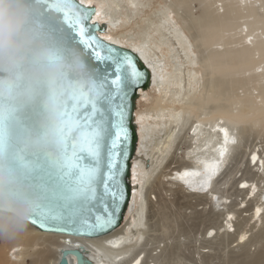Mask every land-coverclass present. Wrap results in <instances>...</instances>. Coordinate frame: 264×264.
<instances>
[{"label":"bare ground","instance_id":"obj_1","mask_svg":"<svg viewBox=\"0 0 264 264\" xmlns=\"http://www.w3.org/2000/svg\"><path fill=\"white\" fill-rule=\"evenodd\" d=\"M81 2L97 8L95 22L108 25L103 39L133 50L150 68L152 87L140 96L158 92L147 108L150 118L136 112L140 141L131 208L117 230L98 238L44 233L30 225L22 233L0 236V264H58L62 250L79 247L94 264H150L153 253L148 255L141 244L152 237L147 231L149 209L171 205L167 194L176 191L200 200L201 211L191 203L188 207L197 220L191 226L203 227L196 236L205 242L201 257L209 254L207 245L215 237L226 236L237 242L235 247L248 245L254 228L264 224V186L258 179H264V0H171L155 20L145 18L149 0ZM138 14L144 18L139 37H133L130 23ZM198 64L201 69L193 70ZM244 88L245 94L239 95ZM187 117L197 118L190 123ZM256 128L259 141L249 146ZM179 154L188 161L181 162ZM174 183H180L179 188ZM210 210L216 220L208 223L205 212ZM172 249V244L166 246L153 264L171 259ZM232 258L235 264H264V244L252 255ZM70 264H77L76 259L70 257Z\"/></svg>","mask_w":264,"mask_h":264},{"label":"water","instance_id":"obj_2","mask_svg":"<svg viewBox=\"0 0 264 264\" xmlns=\"http://www.w3.org/2000/svg\"><path fill=\"white\" fill-rule=\"evenodd\" d=\"M30 4L33 8V18L55 39L68 57L65 81L46 88L36 103L21 109L11 127L12 145L17 157V164L33 186L34 191L41 193L40 204L47 196L45 188L47 165L62 153L65 146L67 114L74 98L94 79V68L98 67L100 73H112L113 71L112 64L91 58L89 50L75 40L72 35L74 29L70 28L68 24L83 23L86 25L87 36L99 38L98 47L101 51L107 55L108 49L111 48L116 56H131L143 73V78L138 85L129 86L127 89L125 126L128 131V140L124 146L125 155L121 161L123 167L120 176L124 199L116 207L112 215V223L104 229L95 230L83 229L57 218L48 220L44 226H41L40 223H33V220L30 223V226L41 232L74 238L93 239L108 235L123 224L131 208L133 166L134 160L138 157L140 141L136 112L141 91L147 92L152 87L153 74L136 52L102 38L101 35L108 31V25L95 22L96 7L86 6L81 0H70V3L66 0H30ZM100 191L102 192V189ZM111 211V200L103 197L90 204L85 214L89 220H92L97 215H104ZM70 257L75 258L77 264H94L89 259L87 251L81 247L62 250L58 264H70Z\"/></svg>","mask_w":264,"mask_h":264},{"label":"snow or ice","instance_id":"obj_3","mask_svg":"<svg viewBox=\"0 0 264 264\" xmlns=\"http://www.w3.org/2000/svg\"><path fill=\"white\" fill-rule=\"evenodd\" d=\"M68 26L91 58L112 64L113 71L100 73L98 67L94 68V79L74 98L67 114L65 146L47 165V196L33 223L44 226L57 218L87 230L104 229L112 223V215L124 199L120 176L128 140L127 89L138 85L143 73L131 56H116L111 48L107 55L101 51L99 38L87 36L83 23ZM103 197L111 200L112 211L89 220L85 214L89 205Z\"/></svg>","mask_w":264,"mask_h":264},{"label":"clouds","instance_id":"obj_4","mask_svg":"<svg viewBox=\"0 0 264 264\" xmlns=\"http://www.w3.org/2000/svg\"><path fill=\"white\" fill-rule=\"evenodd\" d=\"M68 57L33 18L30 0H0V236L26 231L41 200L17 164L11 127L21 109L65 81Z\"/></svg>","mask_w":264,"mask_h":264},{"label":"rangeland","instance_id":"obj_5","mask_svg":"<svg viewBox=\"0 0 264 264\" xmlns=\"http://www.w3.org/2000/svg\"><path fill=\"white\" fill-rule=\"evenodd\" d=\"M149 1H150V4L146 5L147 9H146L145 18H149V19L151 18V19L155 20L158 17H160V13L163 11V8H164L163 6L167 3H170L171 0H149ZM198 7L199 6L196 3L194 5V8H196L194 11L195 13L198 12V9H199ZM138 15H141V14H138ZM197 15H199V13H197ZM142 18H144L143 15H141L140 17L135 16L134 21H132L130 23V26L135 29V31L133 33H131L133 37L134 36L139 37L136 33L138 32L137 31L139 29L138 25L141 24ZM172 18H173L174 22H178V17L176 16V14H172ZM199 66H200L199 64H198V66L194 65L193 70L194 69H197V70L201 69V67H199ZM249 87H253V86H249ZM245 89H248V88L240 89L238 91V94L243 96L245 94L244 93ZM154 94L158 97V92L156 91L155 93H150L148 98L141 97V99L139 100V103H138V111H144L147 114L148 118H150L149 117L150 111H147V108L154 105L155 98L152 97ZM256 94H258V92H255V95ZM176 108H178L179 112L182 111L180 105L176 106ZM189 108H191V107H189ZM205 109H206V107H205ZM194 111H196V108ZM201 113H203V112L201 111ZM193 115H195V114L193 113ZM187 118H188V122L191 123V121L192 122L196 121L197 117H187ZM183 124L180 127H183ZM195 125H198V124H195ZM247 125H250V124H247ZM189 127H190V124H189ZM209 127L210 126H208V128ZM260 128H262V127H260ZM258 129L259 128H256L254 131L255 133L252 134L250 141L248 143L249 146H251L252 143H254V145L258 143V141H259L258 137H257L258 133H256ZM185 133H187V132L185 131ZM185 133H183V134H185ZM192 133H193V131L191 132V134ZM178 142H179V140L177 141V143ZM248 149H250V148H248ZM182 151L183 150H181L180 152H182ZM248 152H249V150H248ZM178 157H179L181 162H183V160L188 161V158L185 159L183 154H179ZM169 158L167 160H169ZM263 160H264V157H263ZM176 165H179V163H176L175 166ZM263 166H264V164H263ZM242 170H243L242 172H245L244 169H242ZM242 172L239 173L238 178L243 175ZM173 177L175 178V176H173ZM258 179H259V182H262L261 186H264L263 185L264 179L262 177H259ZM153 180L154 179H152L151 182H153ZM171 181L175 182V180L173 181L172 178H171ZM179 184L180 183H178V184L174 183V188L175 187H176V189L179 188V186H180ZM231 187H232V183H230V185L228 186V192L230 191L228 194L230 196H232V194H234L233 193L234 190L231 189ZM176 192H174V193H176L177 197L179 198L178 201L175 200V198H177L176 195H171L168 193L167 195L168 196L170 195L171 197L169 196L166 198H168V200L170 199L171 205H169V206L167 204L163 205L161 207V211H159L155 207H151L149 209V215H148L149 226H148L147 231L151 233L152 237L145 239L143 242L141 240L142 246H144V244H145L144 247H146V251H147L148 255L150 253L156 254L155 251H157V250H154L156 243L157 244L159 243V246L157 245L155 248V249L158 248L159 252H161L166 246H171V244H172V246H173L172 251L173 250L174 251L173 252L171 251V254H173V255H171V259L169 257V260L171 262L169 263L168 262L169 260L168 261L164 260L163 264H184V263L185 264L186 263L187 264L188 263H190V264H235L233 262L235 260L232 257H239L242 254H247V253H249V255H252L258 251L259 245L264 244V224L263 225L258 224L257 227L254 228L255 230L253 229L254 231H252L253 236L251 237V242L248 245H245L242 247L241 246L235 247L237 242L232 243V240H230L228 237L223 236L222 240L219 239L218 237H215V238L211 239L212 243L207 245L208 248L206 251H208L209 254H206L204 256L206 258L201 257V255H200L201 253H199V251L202 250L201 247L203 246V243H205V242H201L199 239H197V237H199L197 235L200 234L199 230L202 229L203 227H201L202 225H200L198 227L195 224H193L191 226L192 221H197V220L193 218L194 215L191 214L192 210L188 207L190 204V201L194 200L196 202V201H200V200L199 199H186L184 196V195H186L185 193L181 194L178 191H176ZM173 196H174V199H173ZM182 196H184L185 199H183ZM153 197H155V195ZM233 197L236 198L235 195H233ZM242 198L243 197H241L240 199H242ZM153 200H155V199L153 198ZM215 202L217 203V199H215ZM246 203L250 205L252 202H246ZM242 207H243V205H242ZM197 209L199 211H201L199 206L197 207ZM212 210L205 212L206 215L208 216V223H211V222L216 220V216L214 217V212H212ZM217 210H218V208H217ZM184 215H187L188 217L191 216V218H188V220H187L184 217ZM204 218L202 217V220ZM208 227H210V226H208ZM196 228H199V229L195 230ZM0 244H2V245L4 244V242L1 239H0ZM11 259H13V257ZM29 264H31V261H29Z\"/></svg>","mask_w":264,"mask_h":264},{"label":"built area","instance_id":"obj_6","mask_svg":"<svg viewBox=\"0 0 264 264\" xmlns=\"http://www.w3.org/2000/svg\"><path fill=\"white\" fill-rule=\"evenodd\" d=\"M190 203H191L192 206H200L201 205V203L195 202L194 200L190 201ZM201 207L203 208V206H201ZM157 245L159 246V243ZM155 253L156 254H154V255L152 254V259L149 261L150 264H153V257L154 256H159L161 254V252H159L158 250L155 251ZM140 258L143 259V255H141Z\"/></svg>","mask_w":264,"mask_h":264}]
</instances>
